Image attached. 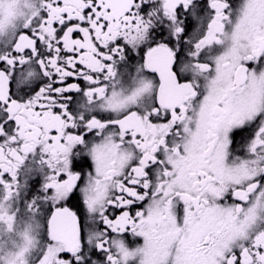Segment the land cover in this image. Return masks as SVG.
I'll return each mask as SVG.
<instances>
[{"label":"snow or ice","instance_id":"obj_1","mask_svg":"<svg viewBox=\"0 0 264 264\" xmlns=\"http://www.w3.org/2000/svg\"><path fill=\"white\" fill-rule=\"evenodd\" d=\"M0 264H264V0H0Z\"/></svg>","mask_w":264,"mask_h":264}]
</instances>
